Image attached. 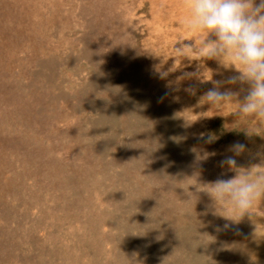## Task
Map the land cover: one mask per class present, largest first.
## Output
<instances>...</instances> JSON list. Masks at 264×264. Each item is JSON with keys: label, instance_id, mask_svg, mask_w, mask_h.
Instances as JSON below:
<instances>
[{"label": "rangeland", "instance_id": "374dc122", "mask_svg": "<svg viewBox=\"0 0 264 264\" xmlns=\"http://www.w3.org/2000/svg\"><path fill=\"white\" fill-rule=\"evenodd\" d=\"M189 16L0 0V264H264V197L241 217L203 191L237 174L220 166L237 141L239 171H264V124L201 100L235 70Z\"/></svg>", "mask_w": 264, "mask_h": 264}, {"label": "clouds", "instance_id": "9594fccd", "mask_svg": "<svg viewBox=\"0 0 264 264\" xmlns=\"http://www.w3.org/2000/svg\"><path fill=\"white\" fill-rule=\"evenodd\" d=\"M189 3L190 16L185 25L199 32V53L225 69L235 70L226 79L214 81L201 100L211 107L235 101L237 118L252 117L258 124H264V0H189ZM179 51L183 54L182 49ZM237 85L247 86L243 99L233 90L232 86ZM187 91L194 89L190 87ZM227 151L232 155L225 156L220 166L236 170L237 174L230 179L218 178L203 191L215 205H227L243 217L250 214L256 200L264 197V171L254 176L252 169L239 171L235 157L246 151L244 143L234 142Z\"/></svg>", "mask_w": 264, "mask_h": 264}]
</instances>
